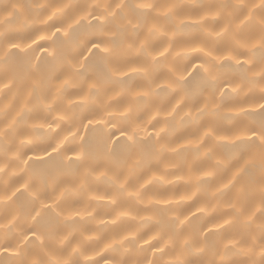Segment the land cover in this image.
<instances>
[{
	"label": "snow or ice",
	"instance_id": "1",
	"mask_svg": "<svg viewBox=\"0 0 264 264\" xmlns=\"http://www.w3.org/2000/svg\"><path fill=\"white\" fill-rule=\"evenodd\" d=\"M187 7L0 0V249L13 264H264V0L201 3L190 22ZM97 128L102 152L81 135ZM41 152L65 166L33 170ZM185 174L190 191H161Z\"/></svg>",
	"mask_w": 264,
	"mask_h": 264
},
{
	"label": "bare ground",
	"instance_id": "2",
	"mask_svg": "<svg viewBox=\"0 0 264 264\" xmlns=\"http://www.w3.org/2000/svg\"><path fill=\"white\" fill-rule=\"evenodd\" d=\"M64 3L69 4V5H79L84 3V0H63ZM177 2L179 3H183L185 5H187L188 7L185 10V16L186 18H190L189 22L192 19H196L197 18V13L200 11L196 5H199L201 3L203 4H216V3H220L222 2V0H177ZM256 3H259V0H255ZM43 27V25L39 24V22H37L35 25L32 26V31H34L36 28H40ZM26 34H31V31L29 33ZM196 37V33L193 32L192 33V38L194 39ZM178 39H184V38H178ZM129 59L131 60H136L138 59V57L134 56V55H130ZM114 88L116 89H121V88H126V85H113ZM71 91L75 92L77 91V89H72ZM243 100H234L231 101L230 103L233 104H240L243 103ZM247 106V105H246ZM236 115L235 111H230L229 109L225 108L219 116V122L221 127L225 130V132H227L229 129L232 128V124L229 123V117ZM262 118V114L259 111L253 112L251 114H244L241 113L239 115V119L241 121H259ZM184 130H180L177 133V136H181L183 135ZM81 135H83L85 137V140L88 141V143L85 145L86 148L90 149V150H98L101 151L103 150V144L102 141L104 139H106V136L104 135L103 131L100 130L99 128H97V131L95 132H88V133H83L81 132ZM115 139V137H114ZM79 142H77V145L74 146H78ZM43 147V145H41V148ZM109 147H113L112 145H109ZM231 151H235L237 153V155H239L242 151H244L243 148L241 149H220L219 153L221 155L226 156L229 152ZM29 155H32L31 152H29ZM40 155L44 156V159H36L35 156L33 157V159L31 161H29V164L31 165V168L33 170H36L37 172H50L53 171L55 169L61 168L65 166V163L63 161L62 157H57L54 155L53 158H47L46 154H44L43 152L40 153ZM170 158L177 160V161H192L193 159V154L189 151V152H181L179 155H171L170 154ZM72 167H76V165H72ZM175 169H168V172H175ZM181 172H183V167L181 168ZM13 180L18 179V177H13ZM64 182H68L71 177L70 176H63L61 178ZM168 180L171 181V183H166L163 187V189H161V191L163 192L164 190H168L169 194L172 193H177V194H184L188 191H190V187H189V177L187 174L184 175L183 179H179L177 176L175 175H169L167 177ZM91 183L93 184L94 187H96L97 189H99L100 192H103L105 189V183L103 178H99V179H93L91 181ZM2 186V185H0ZM42 190H43V184L41 185ZM149 188L152 187V185H148ZM194 190V189H191ZM52 188L51 186H49L47 188V192L49 194H51ZM29 200V197L27 195L21 197V202L25 205L24 207V213L25 215H27L28 212L31 211V206L27 204V201ZM79 200H83V203H75L76 201ZM63 203V202H62ZM69 203L73 204L75 207L78 208H83L85 204L88 203V199L86 196H81V195H73L72 197L69 198ZM106 203V200H101L98 202H92V207L94 209V211L96 212H100V211H109L108 209H104V205ZM187 206H191V201L186 203V207ZM5 214V210L0 208V216H3ZM41 215L44 216V222H51L54 220V217L51 216V214L45 216L44 215V211L41 210ZM106 219H110V216H106ZM203 223V220H197L195 217L192 219V224H191V228L196 229L198 228L201 224ZM86 226L87 227H96V223L94 221H92L91 219H86ZM75 227H81V225H76ZM0 243H3V241H0ZM13 243H14V238H13ZM27 246V245H26ZM235 259H239V257H234ZM14 257L11 256V250L7 253H4L2 251V249H0V264H13L14 261ZM194 260H199L202 259L201 257H193Z\"/></svg>",
	"mask_w": 264,
	"mask_h": 264
}]
</instances>
